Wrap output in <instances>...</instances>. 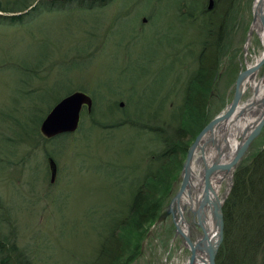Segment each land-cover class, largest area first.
Returning a JSON list of instances; mask_svg holds the SVG:
<instances>
[{
    "label": "rangeland",
    "instance_id": "rangeland-1",
    "mask_svg": "<svg viewBox=\"0 0 264 264\" xmlns=\"http://www.w3.org/2000/svg\"><path fill=\"white\" fill-rule=\"evenodd\" d=\"M231 1L217 0L206 12V0H115L0 25V237L15 228V244L32 264L94 263L113 221L127 212L146 161L160 149L155 130L175 127L172 113L203 50L206 62L216 61L204 124L230 102L244 62L262 52L258 34L249 45L246 39L254 0ZM31 2L0 0V8L23 10ZM73 92L92 99L91 114L83 110L76 132L44 139L42 120ZM196 106L184 117L188 132L200 123ZM262 147L264 125L240 163ZM48 157L57 166L52 184ZM181 172L159 216L179 190ZM227 184L218 187L219 197ZM178 221L168 216L151 224L132 264H184L189 251ZM236 222L234 236L243 227L239 216Z\"/></svg>",
    "mask_w": 264,
    "mask_h": 264
},
{
    "label": "trees",
    "instance_id": "trees-1",
    "mask_svg": "<svg viewBox=\"0 0 264 264\" xmlns=\"http://www.w3.org/2000/svg\"><path fill=\"white\" fill-rule=\"evenodd\" d=\"M114 1L32 0L23 9H27L33 3H36L35 6L24 15H0V25H19L23 19L27 22L33 16L38 17L40 14L58 11V8L63 11H68L70 8H76V11L102 9ZM236 1L238 0L231 2ZM21 9L1 7L0 12L5 14L16 13ZM203 53H205V49ZM203 53L198 59L199 67L183 89L179 108L172 113L179 117L177 121H174L175 127L170 125L169 128L155 130L160 149L156 150L146 161L145 173L141 180L136 183L135 189H132L133 193H131L127 212L113 221L110 232L100 244L97 258L93 264L133 263L138 256L139 241L143 239L148 227L158 219L164 202H166L170 192L173 191V186L181 172L183 159H185L187 150L191 145L187 146L189 141L185 142V139H192V143L203 127L211 120L204 124L207 119L205 117L207 111L205 103L210 92L216 61L212 59L206 62L208 57L206 59ZM211 55L215 58V54L211 53ZM206 64H210L211 67ZM193 94L202 96L203 99L197 100ZM194 103L197 104L198 110H201V119L198 127L194 131L188 132L185 129L184 117L186 115L194 116L196 113L192 107ZM122 124L125 123L106 126V130L121 127ZM146 125L141 124V130L145 127L148 128ZM93 126L91 127L94 128ZM245 163L247 165L243 166L240 163L236 167L230 198L226 199L227 201L223 206L224 238L216 255L215 264H257L256 261L259 259L260 264H264V147L252 154L250 161ZM230 204H232L231 207H229ZM236 209L238 212L235 214L234 210ZM238 216L243 227H241L242 230L238 228L239 231L234 236L235 230L232 225L237 224L236 218ZM13 229L9 231L8 237H0V264H32L31 259L23 251H20L15 244L14 237L16 236ZM246 230L249 232L246 233Z\"/></svg>",
    "mask_w": 264,
    "mask_h": 264
},
{
    "label": "water",
    "instance_id": "water-1",
    "mask_svg": "<svg viewBox=\"0 0 264 264\" xmlns=\"http://www.w3.org/2000/svg\"><path fill=\"white\" fill-rule=\"evenodd\" d=\"M207 9H211L212 1L208 0ZM253 18L252 23L249 27L247 34V41L251 39V35L256 31L255 27L259 24V30L264 33V0H254L253 9H252ZM142 22H146V19H142ZM263 52L260 60L257 65L248 69H245L238 74L236 81L234 83V94L231 102L226 106L225 110L221 112L217 117H214L197 135L192 145L187 150L185 161L182 164L181 172V185L178 191H176L175 196L169 202L168 210L165 214H162L158 217L154 226L158 225L164 218L172 216L173 219L176 216L179 218V225L181 227V214L179 212V200L183 189L187 183V179L190 173V166L192 165V159L198 152V149L201 148V143L206 134L211 135L213 131L223 124L227 127L235 128L237 127V133L235 136L236 144L234 149L231 151L232 156L228 160L229 152L231 148L230 138H224L225 147L223 151H219V155L216 159H213V164L208 166L206 165L203 169V174L201 177V188H200V198L198 201V209L196 212L203 213L205 210L210 211L211 217V227H203V243H208L207 247L204 250H192V255L189 264H193L194 260L200 256H207L209 259L208 264H214L216 254L223 240V231H224V220H223V205L229 194L232 186L231 177H233V172L235 167L240 163L243 156L248 152L254 139L260 134L261 129L264 125V94L257 99V92L259 89L258 83L253 89V97L248 103L240 105L241 98L243 96L245 84L249 81L252 82L255 74L258 69L264 65V44H262ZM264 77V75H263ZM264 81V80H263ZM264 93V92H263ZM120 107H123V103H119ZM83 107L86 108L88 114L91 113L93 102L92 99L82 92H73L70 95L66 96L60 100L54 107L49 111L46 117L40 124L39 131L41 135L46 139H52L63 134H71L76 132L80 115ZM262 108V110H260ZM258 116L255 118L254 122L246 123L242 127L241 123L245 121L246 118H250L255 114ZM248 120V119H247ZM236 124V125H235ZM231 131V129H230ZM230 135V134H229ZM240 138V139H239ZM238 141V142H237ZM216 142V141H215ZM204 144L206 141L203 142ZM217 143V142H216ZM212 148L213 141H212ZM200 150V149H199ZM202 150V149H201ZM228 155V156H227ZM47 163L50 170V182L53 183L56 178L57 168L54 160L49 157ZM228 177L227 190L223 198L219 197L217 193V186ZM221 178V179H220ZM199 228V227H198ZM205 229V230H204ZM185 238V235H184Z\"/></svg>",
    "mask_w": 264,
    "mask_h": 264
},
{
    "label": "bare ground",
    "instance_id": "bare-ground-1",
    "mask_svg": "<svg viewBox=\"0 0 264 264\" xmlns=\"http://www.w3.org/2000/svg\"><path fill=\"white\" fill-rule=\"evenodd\" d=\"M258 36H259V40H260L261 47H262V44H264V33L262 30L261 31L259 30ZM247 48H245V51L247 50ZM260 55L253 58V60L252 59L248 60L251 63H248V61L244 62L242 68L245 69V68H251V67L256 66L259 61ZM259 76H260V73H257V76H254V80L256 81ZM251 83L253 84L254 81H252ZM263 90H264V86H262L259 89L258 91L259 96L263 93ZM247 122L250 123L251 121L247 120V118L245 121H242V123L240 124L241 130H242V127L245 126ZM236 133H237V127L235 128L234 125H233V128L231 127L228 128L227 125L225 124L218 126V128L213 131V134L211 135L206 134L204 137H202L203 142L206 141V143L205 144L203 142L201 143V148H199L200 150L198 149L197 154L192 159V165L190 166L189 177L186 180L187 183L183 189V193L181 194V197L179 200V212H178L181 214L180 215L181 216L180 217L181 227L184 228L183 231L185 235V240L183 241V247H186L187 248L186 250L189 251V257L184 262V264L190 263L192 250L193 251L204 250V248L207 247L208 243L206 242L203 243L202 241L203 235H204L202 228L204 227L206 229V227L212 226L209 210H205L203 211V213L196 212L198 209L197 204L200 198L199 190L201 188V177L203 174V169L206 165L210 166L213 164V159H216V157L219 155L218 150L223 151V148L225 147L224 138L227 139L228 137L229 138L231 137L230 138L231 148H230V151H228L229 157H227L228 160L230 159V157L232 156L231 151L234 149V146L236 144V140H235ZM212 141H213V146H214L213 148L211 146ZM225 180L228 181V177L225 178ZM197 227H199L200 229V232L198 234L196 233ZM208 263H209V259L207 256H204V255L198 256L193 262V264H208Z\"/></svg>",
    "mask_w": 264,
    "mask_h": 264
},
{
    "label": "flooded vegetation",
    "instance_id": "flooded-vegetation-1",
    "mask_svg": "<svg viewBox=\"0 0 264 264\" xmlns=\"http://www.w3.org/2000/svg\"><path fill=\"white\" fill-rule=\"evenodd\" d=\"M207 1V6H208V0H206ZM212 1V5H211V10H212V8L214 7V6H216V1L217 0H211ZM207 6H206V12H210L211 10H207ZM248 89H249V87H248ZM247 94H249V92L247 93ZM193 235H194V233H193ZM185 240V238H183V241Z\"/></svg>",
    "mask_w": 264,
    "mask_h": 264
}]
</instances>
